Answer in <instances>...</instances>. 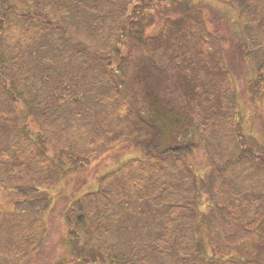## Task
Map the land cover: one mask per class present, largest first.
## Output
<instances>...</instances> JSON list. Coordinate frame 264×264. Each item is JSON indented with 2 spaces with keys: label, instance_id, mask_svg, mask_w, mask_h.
Segmentation results:
<instances>
[{
  "label": "trees",
  "instance_id": "trees-1",
  "mask_svg": "<svg viewBox=\"0 0 264 264\" xmlns=\"http://www.w3.org/2000/svg\"><path fill=\"white\" fill-rule=\"evenodd\" d=\"M97 1L102 5L91 7L96 18L89 30L85 31L87 27L80 22V14H72L67 5L44 4L41 0H0V138L5 140L4 145H0V187L22 191L40 189L37 186L57 185L65 169L53 156L56 153L46 149V146L47 136L60 135L58 129L64 133L65 138L62 139L65 142H69L66 134L69 131L76 136L72 142L77 145L84 146L88 142L89 135L82 136L80 130L72 128L74 113L70 110V100L81 103L74 97V92L68 91L72 80L75 81L72 86L78 88L83 79L90 85L92 94L96 98L100 96L102 100L121 96L117 84L111 87L114 79L110 74L117 76L128 64L129 60L123 56L120 46L115 49L114 58L120 60L115 64V69L101 71L92 60L79 61L81 69H70L69 64L75 62L77 55H87L83 46L85 44L79 40L85 39L96 47L102 45L108 36L112 41L128 46L134 42L143 53L136 69V75L140 78V97L148 94L141 98L152 96L156 99L159 88H165L163 81H169L181 95H186L183 104L185 114L191 124L205 135L203 143L206 151L212 157L213 166L218 168L219 188L238 202L230 205L231 208L225 206L224 209L221 205L214 208L220 217L223 212L226 213L221 221L220 239L232 251L223 255L221 247H218L215 253L219 257L214 258L207 254V245L198 237L200 217L197 198L202 191L197 187L198 176L193 170H188L191 166L186 160L187 153L194 146L188 142L173 145V131L183 120L178 117V112L176 114V111L158 106L161 104L158 99L155 103H147L145 109L140 108V112L134 103L130 105L123 99L116 113L122 122L116 136L119 140H133L148 158L147 166L129 164L130 167L107 173L100 177L97 191L71 204L67 221L71 223L70 231L76 233L75 237H70V246L76 259L61 264H81L79 261L85 262L88 254L91 259L93 256L94 259H101L100 263L95 261L96 264H102L104 258L105 264H264V145L254 138L247 140L237 130L234 108L226 95L229 84L225 81L227 73L222 56L215 53V56H207L206 60L208 39L195 37L197 27H201L203 32L204 29L207 31L204 14L205 26L202 29V11L192 8L190 0H176L179 4L176 18H166L155 35H147V31L133 28V20L142 12L141 7L151 8L155 0ZM220 1L237 9L244 26L239 34L245 40L248 39V43L240 50L254 72L246 92L253 102L259 103L264 97V0ZM132 4V11L129 12ZM115 14L119 17H114ZM20 20L24 21V26L27 25V32L32 33L29 37H33L30 44L25 43L24 46H16L13 41L15 23ZM77 26L82 31L76 32ZM133 30L138 36L135 38L132 35L130 41V32L133 33ZM43 34L46 36L41 39L40 35ZM73 41L79 44L72 51L68 47L73 46ZM253 42L256 45L250 49ZM122 49L126 51V47ZM51 51L58 61L50 68L47 53ZM40 64L44 67L40 68ZM50 73L56 74L50 77ZM184 76L192 80L203 76L210 84L205 91L207 98L204 104L210 105L211 109L203 121L197 119L188 104L187 98L191 103L193 100L198 105L202 103L198 100L200 96L191 93L190 84L184 80ZM50 79L54 80L52 85ZM90 81L96 83L97 90L92 89ZM226 103L227 110L224 106ZM27 111L35 113L34 123L28 117H25L26 122L19 118V114ZM42 135L46 138L43 139ZM122 203L123 211L130 218L144 213L150 234L141 228L136 238L140 243L139 249L146 253L144 256L128 255L114 261L116 246L122 243L114 240L109 244L106 236L110 233L113 238L121 236V226L117 228L116 225L114 231L111 230L102 220L107 216L99 213L110 211ZM231 210H234V215L229 213ZM3 223L6 224L4 219ZM28 225L30 229H42L34 223ZM140 225L135 223L131 232L134 233ZM74 226L82 227V231L88 229L93 242L91 246H96L97 250L91 252L83 241L84 234L73 230ZM234 229L241 232L237 234ZM155 232L159 234L152 235ZM9 236L12 238V235ZM167 236L171 240H167ZM10 237H5L6 259L0 264H23L41 245L38 233H28L21 240L17 239V242H12ZM93 238L97 240L93 241ZM254 239L257 240L256 245ZM241 240L251 245H239L238 241ZM104 243L108 246L103 251L107 245ZM97 251L102 258H99Z\"/></svg>",
  "mask_w": 264,
  "mask_h": 264
},
{
  "label": "rangeland",
  "instance_id": "rangeland-1",
  "mask_svg": "<svg viewBox=\"0 0 264 264\" xmlns=\"http://www.w3.org/2000/svg\"><path fill=\"white\" fill-rule=\"evenodd\" d=\"M190 1L192 3V8L196 7L198 10L202 11L200 13L202 16V29H204L205 26L203 14L204 19H207V31L204 29L203 32L200 30L201 27H197L198 30L195 34V37L203 36L208 39V49L210 51L206 48V53L208 54L205 56V59L208 60L207 56H215V53L222 56V62L227 73L225 81L229 84L226 95L234 108L237 130L239 129L238 131L242 133L247 140L254 138L260 145H264V97L259 103H256L251 100L246 92L247 85L249 80L253 78L254 72L252 68L249 67V63H246V57H244L242 54L243 52L240 50L241 47L245 46L246 42L248 43V39L245 40L241 34H239L240 32L242 33L244 26L241 23L240 16L238 17L237 9L220 0ZM41 2L44 4L53 3L67 5L72 14H80V22L84 27H87L84 28L85 31L89 30L88 28L91 27L93 20L96 18L91 7L93 5H99V1L97 0H41ZM130 7L131 9L129 12L132 11L133 4ZM149 7L150 6L141 7L142 12L140 11L133 20V28H138L140 31H147V35H155L160 30L162 24H164L166 18H176V9H179V4L176 3V0H155L154 5L151 8ZM114 17L119 16L115 14ZM26 29L27 25L24 26V21H16L13 35V41L16 42V46H24L25 43L30 44L33 37L29 36L32 33L27 32ZM80 31H82V29L77 26L76 32ZM130 35V41L132 35H134L135 38L138 36L135 30H133V33L130 32ZM45 36L44 34L40 35V38L43 39ZM239 36H241L240 39ZM79 41L85 44L82 45L87 55H77L75 62L69 64L70 69L74 67L75 70H78L82 67L79 61L91 62V60L100 67L101 71L104 69L106 71L115 69V64L120 62L118 58H114L116 55L115 49L117 48L116 46H120V49L124 52L123 56H126L129 60L128 64L117 76L112 73L110 74L114 79L111 87L117 84L121 96L118 97L119 100L111 96L108 99L102 100L100 96L96 98L94 94H92L90 85L83 79L80 81L78 88L72 86L75 82L74 80H72V84H69L70 87L68 91L74 92V97H77L78 101H81V103H73V101L70 100V110L74 113L72 115L74 116L72 128L76 131L80 130L82 136L89 135L90 139L84 146H79L75 142H72L75 140L76 136L69 131L66 133L69 142H65L64 139H62L65 138V135L61 133L59 129V136H47L48 145L46 149H50L56 153V155L53 156L57 158V162L62 164L65 169L64 175L57 185L37 186L40 189L33 188L22 191L5 190L0 187V261L2 262L6 259L7 244L5 237L7 238L10 237L9 235H12V238L10 237L12 242H17V239L21 240L28 233H38L41 236V245L31 257L25 261L27 262L26 264H61V262L66 263L71 259H76L73 255L72 247L70 246V239L75 237L76 233L70 231L69 226L71 223L67 221L68 208L71 204L83 196L97 191L99 189V179L103 175L107 173L111 174V172L121 167H130L129 164H134L137 167L147 166L148 158L145 156L142 149L135 146L133 140H119L118 135L116 136L122 125V122L118 119L119 115L116 113L118 112L117 109L120 110L122 105L121 101L123 99H126L125 103L129 102L130 105L131 102L134 103V107L140 112V108L145 109L147 103H155L156 99H158V102L161 103L158 104V106L171 112L176 111V114L178 112V117L183 119L182 123L178 125V128L173 131L172 139L174 140L173 145H180L184 142H188L195 147L187 153L186 156L188 159L186 158V160L189 166H191L188 167V170H193L198 176L197 187L199 191H202L197 198L200 217L198 237L207 245L208 255H213L214 258H218L219 256L215 253L218 247H221L224 253L223 255H227V253L232 250L220 239V235L222 234L221 221L223 217H226V213L223 212V216L220 217L218 214L216 215L214 208L218 205H221L220 207L224 209L225 206L231 208L230 205H236L238 202L219 188L218 168L216 169L213 166L212 157L209 152L206 151L205 144L203 143L205 135L198 127H194L193 124H191V121L185 114L183 104L186 95L184 93L181 95L169 81H161L165 88H159L156 99L152 96L148 99L141 98L143 95L148 96V94H143L140 97V92H138L140 78L136 75V69L139 63H141L140 60L143 53L134 42H131L129 47L121 42L117 43L115 40L112 41V38L108 36L105 38L102 45L96 47L85 39H80ZM249 42L251 43L250 40ZM78 44L79 43L73 41V46H69L68 49L73 51L74 48L78 47ZM255 45L256 42H253V46L251 45L250 49L254 48ZM122 47H126V51H124ZM102 48L104 54H102ZM34 50L37 49L35 48ZM247 53H249V49ZM47 56L50 59L48 60V65L51 68L52 64H54L56 60L58 61V59H56L53 51L47 53ZM39 67L43 68L44 66L40 64ZM54 74L56 73H50L49 75L53 77ZM184 80L189 82L191 93L200 96L198 100L199 103H202L201 105H198L196 100H193L191 103L190 99L187 98V101L196 113L197 119L203 121L205 114L211 109L209 108L210 105L204 104L206 101L205 98H207L205 97V91L210 84L203 76H197L193 80L184 76ZM53 81L54 80L50 79V85H52ZM90 83L92 89H98L95 82L90 81ZM109 94H111V92H109ZM224 106L225 110H227L228 104L226 103ZM34 114L33 111H27L25 114H19V118L26 122L25 117H28V119L31 121L33 120L32 123H34ZM31 115H33V119ZM16 124L19 126L18 122ZM189 127H191V130H189ZM174 132L176 134H174ZM179 135L180 140L177 141ZM42 136L43 139L46 138V136ZM49 139L51 142H49ZM4 142L5 140L0 138V145H4ZM180 157L185 159L181 155ZM245 166L251 168L249 164H245ZM248 168L246 170H248ZM238 174L241 176L243 175L242 173ZM244 178L249 182L247 177ZM229 180L231 181V176ZM114 207L115 208L110 211H102L99 213L100 215L104 214L107 216V218H103L102 220L111 230L114 231L116 225L117 228H119V225L121 226V232H119V234H122L121 236L117 235L113 238L111 233L106 236L109 244L114 240H118L122 243L116 246L115 258H113V260L117 261L119 258H124L128 255H136L138 257L144 256L146 253L139 249L140 243L136 239L141 228L150 234L149 223L145 220L144 213L130 218L123 211V203ZM126 207L129 209V206ZM126 212H128V210H126ZM233 212L234 210L229 211V213L234 215ZM3 219L6 221V224L3 223ZM72 221L74 222L75 220ZM29 223H34L39 227L41 226L42 229H30ZM135 223H141V225L140 228H136L135 232L132 233L130 229ZM73 225L74 224H72V226ZM145 225L147 226L146 228ZM73 230L84 234L83 241L89 246L88 248L91 252L97 250L96 246H94V248L91 246L93 242L87 228L82 231V227L74 226ZM234 230L237 234L241 232L240 230ZM230 233L231 231H229L228 234ZM153 234H159V232L152 233V235ZM122 237L124 241L121 240ZM135 239L136 241H133ZM166 239L171 240L170 236H167ZM96 240V238H93V241ZM256 242L257 240L254 239V245H256ZM144 243L146 242L144 241ZM238 244L242 246H246V244L251 245V243L248 242L244 244L242 240L238 241ZM107 246L108 244L102 250L104 251ZM96 253H99V258H102L100 257V252L97 251ZM246 253L248 254L247 251ZM87 257L85 262H79L81 264H87V261L88 264H96L95 261L100 263L101 259H94V256L91 259L89 254ZM102 264H105V258Z\"/></svg>",
  "mask_w": 264,
  "mask_h": 264
}]
</instances>
